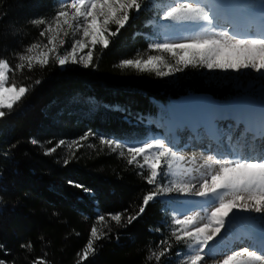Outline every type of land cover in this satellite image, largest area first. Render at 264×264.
Returning a JSON list of instances; mask_svg holds the SVG:
<instances>
[{
	"label": "trees",
	"instance_id": "1",
	"mask_svg": "<svg viewBox=\"0 0 264 264\" xmlns=\"http://www.w3.org/2000/svg\"><path fill=\"white\" fill-rule=\"evenodd\" d=\"M56 7V0H0V58L11 68L15 69L18 54L25 53L27 46L46 43V37L39 36L45 25L31 21L41 17L50 21ZM132 15L136 18L110 37L108 48L95 47L88 68L69 64L62 69L50 57L43 68L36 65L32 71L25 67L9 73L17 85L31 87L11 114L0 119V261L4 264L39 260L44 264H158L147 257L168 243L172 251L160 264H179L176 253L183 255L185 249L172 235L177 227L163 198L150 202L127 227H117L108 218L109 213L135 214L154 185L145 181L146 168L127 165L126 150L119 157V149L113 153L97 137L146 138L156 131L145 117L158 112L159 104L169 107L194 95L224 103L241 91L206 83L200 69L158 78L155 73L119 68L122 60L147 59L149 54L175 62L170 54L148 49V38L155 33L149 21H158L151 0L145 11ZM115 27L110 25L113 31ZM70 43L67 39L65 44ZM85 133L96 135L80 140ZM32 139L39 143L31 144ZM60 141L65 143L54 153L44 154ZM100 215H105L104 223H97ZM93 225L106 236L94 241L95 253L81 260Z\"/></svg>",
	"mask_w": 264,
	"mask_h": 264
},
{
	"label": "snow or ice",
	"instance_id": "2",
	"mask_svg": "<svg viewBox=\"0 0 264 264\" xmlns=\"http://www.w3.org/2000/svg\"><path fill=\"white\" fill-rule=\"evenodd\" d=\"M151 3L158 11V21L149 23L165 40L150 43L148 49L170 54L175 62H167L162 55L149 54L147 59L122 60L119 68L155 73L158 78H167L188 68L206 69L226 74L223 79L233 80V87L245 94L224 103L190 97L183 106H173L160 113V119L171 125L169 133L187 131L190 140H207L210 145H216L215 153L198 166L194 157L188 159L173 147L167 134L150 139L131 135L122 139L97 137L113 153L119 149V157L126 150L127 165L146 168L145 181L154 185L143 196L135 214L109 213L107 216L117 227H127L145 213L150 202L174 196L192 197L193 200L165 201L179 209L198 202L201 208L180 218L173 216V223L178 227L172 235L178 245L183 242L185 249L183 255L176 253L179 264H264V100L257 108L246 95L256 80L264 92V0H162L160 3L151 0ZM148 4L149 0H61L59 10L50 21L43 17L32 20L33 25H45L39 36L46 37V43L27 46L25 53L18 54L15 69L0 58V119L11 114L31 87L17 85L9 73L22 72L25 67L32 71L36 65L43 68L50 57L60 67L80 63L88 68L93 64L95 47L108 48L110 37H116L136 18L132 13L145 11ZM110 25L116 26L115 31ZM69 32L73 36L79 32L80 38L74 39L71 47L61 53L59 49L66 43L63 37ZM86 48L87 53L79 55ZM228 73L236 75L228 76ZM245 79L249 81L247 86L243 83ZM89 135L96 134L85 133L80 140H87ZM171 139L178 142V137ZM30 143L39 142L32 139ZM64 143L60 141L44 154L54 153ZM75 187L83 188V185ZM105 221V215L98 216L97 223ZM236 225H240L241 231L235 240L241 246L229 248L219 259L221 241ZM105 236V232L93 225L81 260L94 254V241ZM165 243L168 241L161 242ZM27 247L31 250L30 244ZM171 251L172 245L168 243L159 252L151 251L147 259L155 258L160 264ZM34 264H44V261Z\"/></svg>",
	"mask_w": 264,
	"mask_h": 264
},
{
	"label": "rangeland",
	"instance_id": "3",
	"mask_svg": "<svg viewBox=\"0 0 264 264\" xmlns=\"http://www.w3.org/2000/svg\"><path fill=\"white\" fill-rule=\"evenodd\" d=\"M56 1H57V7H56V9L58 11L59 10V5L61 3V0H56ZM61 36L63 37V33H61ZM63 38L65 39V41H67V39H69V41L71 43L69 44L68 47H67V44H65L64 45V48H60L59 50H60L61 53H63L65 49H69L71 47L72 41L74 39H79L80 38V33L77 32L75 34V36H73L71 34V32H69V35L66 36V37H63ZM164 40H165V36H163V35H156L155 37L149 39V44L150 43H154V42H163ZM89 47H91V45H89ZM87 51H88V48L84 49V51L82 53H79V55H84V54L87 53ZM33 54H35V53H33ZM77 64L81 65L80 63H77ZM60 68L63 69L64 67H60ZM200 71H201L200 72V76L202 77L203 80L206 81V83H209V84L210 83L211 84L213 83L214 85L228 86V87H231L233 90L241 91V90L235 89L233 87V84H234V81L233 80H230V79L229 80H225V79H223L224 76L226 75L224 73H220V72L212 73V72H208L206 69H200ZM227 75L228 76H235L236 74H234V73H228ZM252 75H255V74L253 73ZM215 77H219L220 79H216ZM209 78H212V79H209ZM248 82H249L248 79H245L243 81V83L245 84V86H247ZM244 94L245 93H243L241 91V94H239V95H244ZM246 95L249 96L251 103L254 104V102H257L259 105L261 104V101L264 100V92L261 91V84H260V82L258 80L253 81V87H252V89L249 90V92ZM192 97H206V98H209L207 95H200V96L196 95V96H192ZM189 98L190 97H185V98L179 99V100L171 103L170 108H172L173 106H176L177 107L178 106L177 104H179V103H181V102H183V101H185L186 99H189ZM146 121H147L148 124H153L154 127H155V129L160 132V135H158V136H150V137H148V139H150L152 137H161L162 138V137H165L166 134L170 137V135L168 134V128L171 127V125H168L165 121L161 120L160 119V114L155 115V116H152V117H147L146 118ZM186 132L181 133L180 140L183 139L182 137L184 135H186ZM187 136H188V139H189V133H188ZM189 141L190 142H193V143H191L193 146H194V144H196L195 143V140H192L191 141L189 139ZM193 146H191V149H193V150H191V153H190V151H188L190 148L187 147L185 145V142L182 141V142H180V145H178V147H176V149L180 150L182 152V154L186 158H188V159H191V158L194 157L195 160H196V165L197 166L200 163H203L204 160H206L207 157L209 155H212V153H213V152H209L207 150L204 151V149H201L203 147H196V146L193 147ZM186 153H189V155H187ZM194 175H195V173H194ZM165 179H168V178H165ZM184 199L193 200L194 198H192V197L185 198V197H181V196H174V197H169V198H163V200H165V201L166 200L167 201H179V200H184ZM167 206H168V209H169V211L171 213L170 214V217H171V220L172 221H173V216H176V218H180V216H182L184 214H188L189 212H192V211H200L201 210L200 205H199L198 202H193V203H191L190 205H188L187 207H185L183 209L177 208L176 205L174 203H171V202H168ZM176 227H178V226H176ZM237 228H240V225H237ZM240 246L241 245L237 244L236 247H234V248H239Z\"/></svg>",
	"mask_w": 264,
	"mask_h": 264
},
{
	"label": "bare ground",
	"instance_id": "4",
	"mask_svg": "<svg viewBox=\"0 0 264 264\" xmlns=\"http://www.w3.org/2000/svg\"><path fill=\"white\" fill-rule=\"evenodd\" d=\"M188 99H186L185 101H183V102H181V103H179V104H177L178 106H177V108H179V107H181V106H183L185 103H186V101H187ZM255 105V104H254ZM256 106V105H255ZM257 107V106H256ZM258 108V107H257ZM184 132H186V131H184ZM184 132H180V131H176V132H173V133H169L168 132V134L170 135V142L173 144V147L174 148H176V147H178V145H180V135H181V133H184ZM172 137H178V142L175 140V139H171ZM184 139V138H183ZM192 141V140H191ZM190 142V141H189ZM205 142H207V147H206V149H204V151L205 150H210V152H215L216 151V145H210V142L209 141H207V140H205ZM191 143H193V142H191ZM195 143L197 144H194V146H196V147H201L200 146V143H202V142H198V141H195ZM191 146H193L192 144H191ZM193 146V147H194ZM195 147V148H196ZM204 148V147H203ZM191 150H193V149H189L188 151H190V153H191ZM207 153V152H206ZM212 153V154H213ZM187 155H189V153H186ZM188 157V156H187ZM241 231V228H237V225L236 226H234L233 227V229L231 230V233L230 234H227V235H225V237H224V239H223V241H221V244H220V251H219V253H218V257H219V259H222V257H223V254H225V253H227L228 252V249L229 248H234V247H236V245L238 244V241H236L235 240V237H236V235H238L239 234V232ZM240 245V244H239ZM211 264H213V262H210Z\"/></svg>",
	"mask_w": 264,
	"mask_h": 264
}]
</instances>
